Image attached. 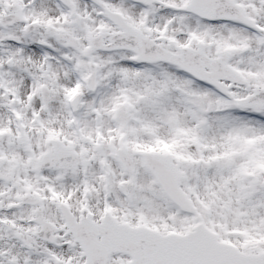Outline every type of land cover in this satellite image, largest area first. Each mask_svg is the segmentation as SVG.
<instances>
[{"label": "snow or ice", "instance_id": "obj_1", "mask_svg": "<svg viewBox=\"0 0 264 264\" xmlns=\"http://www.w3.org/2000/svg\"><path fill=\"white\" fill-rule=\"evenodd\" d=\"M0 264H264V0H0Z\"/></svg>", "mask_w": 264, "mask_h": 264}]
</instances>
